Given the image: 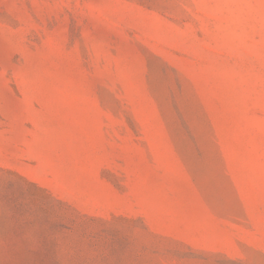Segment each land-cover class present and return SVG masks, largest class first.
<instances>
[{
  "label": "rangeland",
  "instance_id": "obj_1",
  "mask_svg": "<svg viewBox=\"0 0 264 264\" xmlns=\"http://www.w3.org/2000/svg\"><path fill=\"white\" fill-rule=\"evenodd\" d=\"M0 264H264V0H0Z\"/></svg>",
  "mask_w": 264,
  "mask_h": 264
}]
</instances>
